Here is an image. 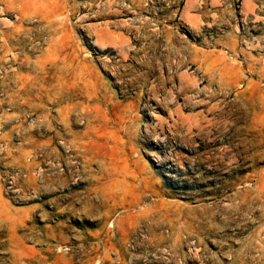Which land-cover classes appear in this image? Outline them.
Returning a JSON list of instances; mask_svg holds the SVG:
<instances>
[{
    "label": "rangeland",
    "instance_id": "1",
    "mask_svg": "<svg viewBox=\"0 0 264 264\" xmlns=\"http://www.w3.org/2000/svg\"><path fill=\"white\" fill-rule=\"evenodd\" d=\"M0 264H264V0H0Z\"/></svg>",
    "mask_w": 264,
    "mask_h": 264
}]
</instances>
